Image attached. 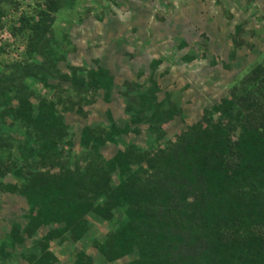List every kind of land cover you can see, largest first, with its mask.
Instances as JSON below:
<instances>
[{"label": "trees", "instance_id": "1", "mask_svg": "<svg viewBox=\"0 0 264 264\" xmlns=\"http://www.w3.org/2000/svg\"><path fill=\"white\" fill-rule=\"evenodd\" d=\"M65 5L71 4L0 0V32L11 18L9 34L19 45L13 57L0 47V194L22 196L29 206L24 227L15 221L3 230L0 264H55L50 243L91 236L88 220L112 226L94 239L110 263L127 257V264H264V70L257 69L263 76L251 83L255 91L248 92L247 76L238 98L205 110L163 149L131 144L105 159L103 144L140 133L141 124L159 140L163 125L179 114L154 94L132 97L125 108L131 123L119 129L107 112L110 127L83 129L81 156L73 161L62 113L84 117L82 106L100 91L109 100L114 80L102 68L85 75L82 68H60L66 38L54 19ZM116 172L120 183L112 187ZM116 212H123L120 220ZM40 228L45 233L34 239ZM28 240L36 253H21ZM75 255L74 264H90L83 252Z\"/></svg>", "mask_w": 264, "mask_h": 264}, {"label": "rangeland", "instance_id": "2", "mask_svg": "<svg viewBox=\"0 0 264 264\" xmlns=\"http://www.w3.org/2000/svg\"><path fill=\"white\" fill-rule=\"evenodd\" d=\"M64 2L71 5L62 7L54 19L61 38H66L63 43L66 45L65 59L59 63L60 68L65 72L66 66L82 68L81 75L102 68L114 80L109 100L105 101L104 93L100 91L93 104L82 106V112H86L84 117L73 111L62 113L68 139L72 142V146L65 150L70 151L73 161L81 156L83 129L110 127L107 112L111 114L113 125L119 129L131 123L125 108L132 97L154 94L158 102L166 104L169 100L179 114L163 125L165 135L159 140L146 132L147 126L141 124L137 125L140 133H127L116 143L103 144L98 150L105 159L112 158L118 149L123 150L131 144L146 152L163 149L169 141L199 122L205 110H210L223 99L238 98L241 94L237 90L244 89L247 76L248 92L255 91L251 85L253 81L262 79L263 74L259 76L257 69L264 70V0ZM9 19L3 20L6 29L0 32V47L3 46L4 52L13 57L19 45L9 34ZM237 26L242 28L239 33H236ZM60 86L69 91L71 85L63 81ZM32 87L35 90L41 88L38 84ZM41 94L52 98L47 89ZM58 109L62 110V107L58 106ZM119 183L116 172L112 175L111 185L115 187ZM28 209L22 196L0 194V241L4 237L3 230L13 222L25 226L22 216ZM116 213L119 220L124 215L123 212ZM89 224L91 236L61 246L50 243L55 264H74L78 251L91 259L90 264H127V257L108 262L94 246V239L104 238L112 231V226L93 220H88ZM45 231L40 228L34 239ZM31 252L37 250L28 240L21 253Z\"/></svg>", "mask_w": 264, "mask_h": 264}]
</instances>
